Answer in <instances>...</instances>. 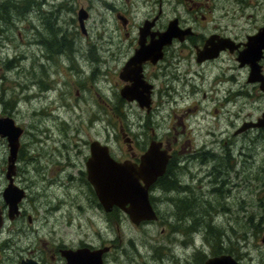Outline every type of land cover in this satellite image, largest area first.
<instances>
[{"label":"rangeland","instance_id":"374dc122","mask_svg":"<svg viewBox=\"0 0 264 264\" xmlns=\"http://www.w3.org/2000/svg\"><path fill=\"white\" fill-rule=\"evenodd\" d=\"M2 1L0 0V3ZM55 1L58 2V0ZM138 3H142V1L138 0ZM49 8L54 9L55 7L50 6ZM3 10L9 11L8 8ZM9 20L12 26L10 31L12 44L8 52L10 55H14L19 51L20 44L18 43L21 38H26L27 33L22 17H14L13 20L12 18ZM59 23L63 24L60 21ZM62 28L64 29V27ZM98 30L100 28L90 30L91 41L104 45L100 47H115L114 43L100 42L102 38L96 35ZM102 32L103 30L100 31V33ZM79 38L80 42L75 45L73 52L70 50L69 44L61 45L60 49L67 53L60 56V59L62 58L69 70L72 69V71L67 76L57 75L62 81L67 80V84H63L57 79L56 88L48 92V97L39 96L42 93L37 92L38 85L35 84V87L29 90V94L37 95L31 98V101H24L27 99V95L23 99L20 93L24 80L23 74L17 72L20 66L17 70L14 66L10 72L3 71L6 74L4 80L9 82V90L12 92L10 96L6 91L3 94L8 109L9 107L15 109L11 99L19 97L16 101L18 110L12 116L15 124L24 129L21 141L28 144L31 142L30 136L33 132L39 131L40 127L56 123L58 129L54 131L58 136H60V132H64L65 128L70 126L75 131L78 130L85 138L106 141L116 155L127 156L129 155L128 142L120 135V126L130 130L133 138L132 146L136 150L142 149L148 144L150 135L153 133L152 130L157 131V134L161 136V133L166 132L169 121L174 120L173 111L180 114L189 106L191 109L182 117L190 127H187L186 131L179 135L178 141L175 143L179 150V165L182 167L174 168L171 173L176 179L174 188L159 187L156 188V192L152 190L153 201L157 203L158 219L134 224L122 209L114 207L115 209L106 211L103 206H98L93 195L91 196L93 207H86L83 212L73 211L74 204L69 205L72 211L70 215H61L58 212L52 215L49 210H44L46 199L54 203L58 199L57 197L63 198L64 196L73 202L77 198L86 206V193L82 187L81 193L79 192L80 189L77 186L79 183L76 182V185L72 186L73 188H62L59 185L58 168H56V164H52L48 171H44L42 175L46 176V179L40 180L38 176H35L34 178L37 180L30 186L33 193L37 194L38 192L37 200L43 202L38 203L36 209H32L31 213L35 219L31 223L35 230L25 236L22 243L24 245L33 244L38 248L36 251H39L45 248L44 241L46 245L60 240L73 245L82 240L92 244H109L111 242L113 246L105 255L106 261L110 264H199L203 254L195 255V252L202 250L207 255L212 254V248L205 238L206 236L213 242L211 236L205 234V229H208L206 224L212 221L210 231L220 234L219 246L234 249V255L238 256L239 258H237L243 264H264V242L261 241L262 234H264V129L249 128L244 134H232L234 122L238 124L245 116L255 118L263 108L262 103L255 101L253 104L251 102L245 106H241L239 103L241 108L239 107L238 112L233 102L222 104L223 100L221 101V99V103L217 99L213 100L211 98L213 92L208 90L207 83L204 88L207 96L203 97V88L201 90L193 88L203 82L198 74L191 72L186 74L189 82L184 86L183 91L180 90L183 100L178 97V105L165 102L164 106L158 107L159 110L156 114L154 107L147 109L146 106H141L136 102H121L122 104H119L118 95L121 80L115 66L120 63L121 57L114 60L100 47L98 52L93 48L89 51L86 37L79 35ZM114 40L115 43H118L116 42L118 37H115ZM88 52H91L92 56L100 53L106 61H90L87 57ZM184 64L186 65L187 62L184 61ZM1 65L2 62H0ZM98 65L102 69L108 70L104 73L101 70L99 74L95 72L94 75H91L92 67ZM190 67L200 68L194 60L191 61ZM35 72L36 77H41L37 65H35ZM57 76L45 75L49 79ZM2 81L3 79H0V82ZM183 81H177L175 85L181 86ZM216 95L218 94L215 93L214 96L216 97ZM49 100H54V102L49 103ZM238 100L242 101V98L239 97ZM215 108H217L216 111ZM32 111H36L38 114L34 116ZM88 119H92V125ZM157 119H161L162 126L155 124ZM210 129H212L210 133H207ZM36 136L43 139L36 144V147L40 149L50 151L57 144L49 139L45 140L44 134H36ZM216 139L218 140L217 144L212 148L216 150L215 158H213L212 151L206 148L202 150V148L205 145L209 147L210 142ZM223 140H226L225 144ZM221 146L228 148L222 150ZM6 149V145L0 143V169L6 164V161H3ZM26 151L29 150L26 149ZM192 152L198 153L186 163L185 157ZM71 153H73V148ZM198 154L204 159V162ZM25 157V155L22 156V162ZM20 173L24 174L23 171ZM31 174L35 175V172H31ZM221 186H224L230 195L223 194L224 196H221L219 192ZM193 189L196 194L199 192L200 194L194 195L191 203L185 199L186 207L190 203L189 206L193 209L192 213L195 212L194 209L197 210V207L202 206L205 211L208 208L210 209L208 218L203 214L198 216L195 214L196 218L191 220L186 210L178 204L176 196L180 199L190 197ZM245 199L249 202H246ZM183 200L181 199L182 202ZM207 200L212 204L210 205ZM28 206L30 207L29 204ZM180 217L188 218L194 227L201 226L200 229H193L187 236L186 230L178 227L177 223ZM188 219H185V223ZM24 223L30 224L26 219ZM7 228L8 226H6V230ZM9 264L18 263L15 261Z\"/></svg>","mask_w":264,"mask_h":264},{"label":"flooded vegetation","instance_id":"af4514ba","mask_svg":"<svg viewBox=\"0 0 264 264\" xmlns=\"http://www.w3.org/2000/svg\"><path fill=\"white\" fill-rule=\"evenodd\" d=\"M8 1L14 2L15 0ZM141 1L142 3H138V0H58V2L55 0H31L30 2L28 0L27 4L24 2L23 5L26 4V7L23 9L21 17L27 36L26 40L21 38L18 43L20 44L19 51L14 55H10L8 52L12 44V40H10L12 26L11 23H6L10 20L7 22L3 20L0 24V26L5 25L0 27V62H2L0 79H3L0 82V116L8 115L14 119L12 115L18 110L16 101L19 97L11 99L15 110L10 107L8 109L3 96L5 91L9 96L12 93L9 90V82L4 80L6 78L4 72L12 71L14 66L17 70L20 66L17 72L22 73L24 77L20 93L23 99L25 95L28 99H24V101H31V98L37 95L29 94V90H32L35 84L38 85L37 92L42 93L39 96L48 97V92L56 88L57 79L63 84H67V80L62 81L57 75L67 76L72 71V69L69 70L63 59H60V56L67 53L60 49L62 44H69L70 50L73 52L75 45L80 42L79 35H81L86 37L89 51L93 48L98 52L99 47L104 46L102 43L99 45V43L91 41L89 32L92 28H100L96 33L102 38L100 42L115 44V47H100L101 50L106 51L114 60L121 57L120 63L115 66L121 80L119 90L125 84L130 83V80L121 78L119 73L125 70L124 67L136 50L144 48L151 54L137 66L141 69L143 78L152 84L151 102L146 108L154 107L156 114L159 110L158 107L164 106L165 102L178 105V97L183 100L180 90L183 91L184 86L188 84L189 79L186 74L191 72L198 74L203 82L199 86L193 87L197 90L203 88V97L207 96L204 89L205 83H207L208 90L213 92L211 95L213 100L217 99L220 103L223 100L222 104L233 102L238 112L241 106L251 102L253 104L255 101L262 103L261 112L264 110V88L262 87L264 85V47L261 48L259 58H256L257 64L254 65L253 62L241 63L239 60L249 36L256 34L264 25V0ZM1 6L5 9L9 5L1 2L0 10ZM50 6L55 8L50 9ZM53 17L54 19H51ZM59 21L63 24H60ZM102 30L103 32L100 33ZM115 37H118L116 41L118 43H115ZM98 54L92 56V53L88 52L87 57L90 61L105 62L106 59L100 53ZM193 60L200 66L199 69L190 67ZM184 61L187 62L186 65ZM35 65L40 69L41 77L34 75L36 74ZM212 69L214 70L212 71ZM79 70L81 71L80 67ZM101 70L104 73L108 69H102L100 65L94 66L90 74L94 75L95 72L99 74ZM47 74L57 77L49 79L45 77ZM180 80H184L181 82V86L175 85V82ZM174 93L177 95H173ZM215 93L218 94L216 97ZM121 97L124 103L136 102L139 104L136 99ZM239 97L242 98V101L238 100ZM52 102L54 100H49V103ZM190 109L187 106V110L180 114L173 111L174 120L169 121L166 132L161 133V136L157 134V131L152 130L153 133H151L149 141L153 138L161 140L162 146L171 153L169 160H172L179 152L175 143L178 141L179 135H182L181 133H184L188 127L182 116ZM214 110L216 111L217 108ZM32 114L36 116L38 112L32 111ZM259 115L255 118L245 116L238 124L234 122L232 134H244L249 128L264 129V126H248L238 130L245 121L256 119ZM88 122L91 125L93 123L92 119H88ZM54 124L40 127L39 131L33 132L30 136L31 142L28 144L21 141V135L24 133L22 128V133L18 138L16 156L12 162L9 159L8 139L0 134V143L7 147L3 157L6 164L0 169V264H9L15 261L18 264H66V257L62 250L84 245L91 247L109 245V249L103 253V259L105 264H110L106 261L105 255L113 246L111 242L109 244H92L82 240L73 245L60 240L46 245L44 241L45 248L39 251H36L38 248L33 244L24 245L22 243L25 236L35 230L31 223L35 219L31 213L32 209H36L38 203L43 202L37 200L38 192L37 194L33 193L30 186L37 180L34 178L35 176H38L40 180L46 179V176L42 175L44 171H48L50 165L56 164L60 173L59 185L62 188H73L72 186H75L76 182L79 183L77 185L80 189L79 192L81 193L82 187L86 193V206L77 198L73 202L64 196L63 198L57 197L58 199L54 203L46 199L44 210H49L52 215L55 212L61 215H70L72 211L69 205L74 204L73 211L79 210L80 212H83L86 207H93L91 196L96 194L87 178L86 160L89 156V143L95 138H85L78 130L75 131L70 126L66 127L64 132H60V136H58L54 131L58 129V126L56 123ZM155 124L162 126L161 119H157ZM34 126L36 125L34 124ZM36 129H38L37 126ZM119 129L122 138L128 142L129 155L118 156L110 148L111 154L118 160L130 159L138 162L140 154L145 150L147 144L142 149L136 150L132 146L133 138L130 130L124 129L122 126ZM211 130H208L207 133H210ZM36 134H44L45 140L49 139L57 144L50 151L40 149L36 147V144L43 139L37 138ZM217 141L216 139L210 142L209 147L205 145L202 150L209 149L216 155V150L212 148L217 144ZM225 141L223 140L224 144ZM72 148L73 153H71ZM226 148L228 147L221 146L220 149L226 150ZM26 149L29 151L27 152ZM196 153L198 152L189 153L185 157L186 160L193 159ZM23 155L26 157L22 162ZM72 168L74 170H71ZM20 171H23L25 175ZM31 172H35V175H32ZM27 174L29 175L26 178ZM10 177L13 183L25 190L24 196L12 206L3 196V190ZM22 180L25 181V184L22 183ZM219 192L221 196L223 194L230 195L224 186L219 188ZM95 198L97 205L100 206L97 196ZM178 199L176 196V200ZM245 201L249 202L247 199ZM153 205L156 208L157 203L153 201ZM114 207L116 206H113L111 210L115 209ZM25 219L30 224H25ZM147 222L149 221L145 220L141 223ZM6 226H8L7 230ZM198 227L193 229L198 230ZM261 241H263L262 238Z\"/></svg>","mask_w":264,"mask_h":264},{"label":"water","instance_id":"95a60500","mask_svg":"<svg viewBox=\"0 0 264 264\" xmlns=\"http://www.w3.org/2000/svg\"><path fill=\"white\" fill-rule=\"evenodd\" d=\"M245 46L239 60L241 63L257 64L256 58H259L261 48L264 47V25L256 34L249 36ZM147 56L151 54L144 48L136 50L119 76L130 80L129 84L121 87V96L136 99L141 106L149 107L152 84L143 78L141 69L137 66ZM262 87L264 88V85ZM248 126H264V110L256 119L245 121L238 130ZM21 133L22 127L16 125L11 116H0V134L8 139L11 162L15 159ZM170 156L169 150L162 146V141L153 138L140 154L138 162L130 159L118 160L111 154L109 145L96 138L89 143V156L86 160L87 178L105 210H111L113 206L119 207L128 214L132 222L139 224L142 220L157 218L150 199V187L165 172ZM24 194L25 190L13 183L10 177L3 190V196L10 206L15 205ZM262 240L264 241V234ZM109 247V245L101 247L84 245L65 248L62 252L66 257V264H105L103 253ZM200 264L243 263L233 254L221 252L207 256Z\"/></svg>","mask_w":264,"mask_h":264},{"label":"trees","instance_id":"16d2710c","mask_svg":"<svg viewBox=\"0 0 264 264\" xmlns=\"http://www.w3.org/2000/svg\"><path fill=\"white\" fill-rule=\"evenodd\" d=\"M27 1L28 0H15L14 2H9L8 0H3L2 1L3 4L4 3H8L9 6L6 7V8H8L9 11L2 10L3 7L1 6V11H0V24H2V21L3 20L5 22H7L10 18H12V20H13L14 17H21L22 14H23L22 11L26 7L25 5L27 4ZM24 2H26L25 5H23ZM30 2H31V0H30ZM8 23H10V22L8 21L6 24H8ZM118 102H119V104H122L121 102H123V98L121 97L120 93L118 95ZM194 156H196V154ZM198 156L200 157V154H198ZM213 158H215V155H214ZM201 160H203V162H204V159L201 158ZM179 162L180 161H179L178 154H176V156L172 160H168V163H167L165 172L162 175H160L157 178V180L151 186L153 188V191L156 192V188H159V187H162L163 189H170V188H174L176 186V184H175V180L176 179L174 178V176H172L171 173H172V171H173L174 168H176L178 166L179 167H182V166L179 165ZM186 163H188L187 160H186ZM191 193H192V196H190V197L187 196V197H182L181 198V199H184L183 202L179 198L177 200L178 204L182 208H184L186 210V212L188 213V215L191 217L190 218L191 220H193L192 218H196V216H198L199 214H203L204 216H206L208 218L207 215L210 216V212H209L210 209L207 208L206 211H205V209H203L202 206L201 207H197V210L194 209L195 212L192 213V210L193 209L191 208V206H189V204L192 202L193 196L194 195H199L200 192L196 194L195 191H194V189H193L191 191ZM153 195H151V199L152 200H153V197H154ZM185 199H188V201H190V203L187 205V207H186V202H185L186 200ZM207 202L210 205L212 204L211 201H208L207 200ZM195 214H196V216H195ZM200 216H202V215H200ZM185 219H188V218L180 217L177 224H178V227L184 228L186 230V233L185 234L188 236L193 231L194 225L191 223V220H189V219L185 223ZM211 222L209 221V223L206 224L208 226V229H205V234H209L211 236V238L213 239V242H212V240L207 239V237L205 236L207 243L210 245V248H212L211 253L212 254H218V253H221V252H227V253H232L234 255L235 254V250L232 249L231 247H226L225 248V247L219 246V243H220V234H218V232L214 233L213 231H210V229L212 228ZM198 229H200V226L198 227ZM203 252H202V250H198L197 252L194 253L195 255L203 254L202 259L199 261V263H201L208 256L205 252L204 253ZM158 253L161 254V252H158ZM236 257H238V256H236Z\"/></svg>","mask_w":264,"mask_h":264},{"label":"bare ground","instance_id":"6f19581e","mask_svg":"<svg viewBox=\"0 0 264 264\" xmlns=\"http://www.w3.org/2000/svg\"><path fill=\"white\" fill-rule=\"evenodd\" d=\"M152 190H153V188H152ZM152 190H151V193H150V195H152Z\"/></svg>","mask_w":264,"mask_h":264}]
</instances>
